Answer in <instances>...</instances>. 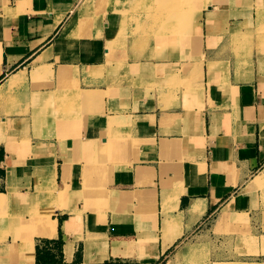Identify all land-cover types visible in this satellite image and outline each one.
<instances>
[{
	"label": "crops",
	"instance_id": "obj_1",
	"mask_svg": "<svg viewBox=\"0 0 264 264\" xmlns=\"http://www.w3.org/2000/svg\"><path fill=\"white\" fill-rule=\"evenodd\" d=\"M138 1L0 0V264H264V0Z\"/></svg>",
	"mask_w": 264,
	"mask_h": 264
},
{
	"label": "rangeland",
	"instance_id": "obj_2",
	"mask_svg": "<svg viewBox=\"0 0 264 264\" xmlns=\"http://www.w3.org/2000/svg\"><path fill=\"white\" fill-rule=\"evenodd\" d=\"M145 3L147 4V1L139 0L134 9H142L143 4H145ZM155 3H157V5L160 7L156 6V8L154 9L155 11H152L151 16L146 17V19H143V20H145V25L149 26L150 31L153 28L156 29L155 34H157V35L163 34L165 31L170 32L166 28V27H168L169 24H170L171 28L170 27H168V28H170L173 33H176L179 29L181 30V27L184 25V20H183L184 14L182 13V11L193 12L197 9V6L199 4V3L197 4V2L195 0H157V1H155ZM150 6H151L150 8L153 9V4ZM145 8H146V6H145ZM164 8H169L170 14L168 12L166 13L164 11ZM259 15H261V14H259ZM261 16H263V15H261ZM147 22H150V24L148 25ZM174 22H176V24H172ZM260 23L261 22L259 20H257V22H256L257 28H256L255 32H251V33L250 32H247V33L241 32L240 35L235 36L234 45L236 48V52L240 53V56L242 58H245L247 56L253 39L255 38V40L258 42L264 36V21L262 24H260ZM249 25H250V23H249ZM141 30H142V27H141ZM172 32H170V33L173 35ZM147 34H148V30L145 28L141 33V36H142L141 38H145L147 36ZM100 197H102V196H100ZM32 236L33 235L30 232H28L23 237V240L30 239V238H32ZM23 242H26V241H23ZM190 249L187 252L185 251L184 253H194L197 250L194 246L191 247ZM15 250L21 251V248L19 247L18 249H15ZM206 253H207V251L205 252V254ZM187 257L188 256H184V262L186 264L191 263V262H195L197 260V258L195 259V255L194 256L189 255L188 259H187ZM198 259L200 262H203V264H209L207 261V258H202V256H201Z\"/></svg>",
	"mask_w": 264,
	"mask_h": 264
},
{
	"label": "bare ground",
	"instance_id": "obj_3",
	"mask_svg": "<svg viewBox=\"0 0 264 264\" xmlns=\"http://www.w3.org/2000/svg\"><path fill=\"white\" fill-rule=\"evenodd\" d=\"M135 5H136V4H135ZM134 7H135V6H134ZM206 7H207V6H206ZM130 10H131V9H130ZM130 10H129V11H130ZM132 16H133V15H132ZM128 17H129V16H128ZM122 22H123V21H122ZM123 23H124V22H123ZM117 27H118V26H117ZM4 111H6V110H4ZM49 221H50V220L48 219V217H45V216H44V217L42 218V221L38 223V224H40V225H46L45 228L48 229V232H44V229H45V228H43V227H44V226H43V227H42L43 230L40 231L42 234L49 233V230H50V227H51V226H50L51 224L49 223ZM28 247H29V246H28ZM27 251H28V250H27Z\"/></svg>",
	"mask_w": 264,
	"mask_h": 264
}]
</instances>
